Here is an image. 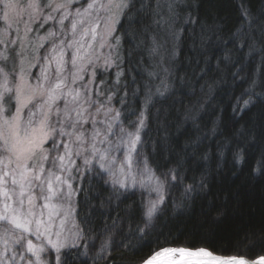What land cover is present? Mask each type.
<instances>
[{
    "label": "snow or ice",
    "instance_id": "1",
    "mask_svg": "<svg viewBox=\"0 0 264 264\" xmlns=\"http://www.w3.org/2000/svg\"><path fill=\"white\" fill-rule=\"evenodd\" d=\"M0 3H3L6 10L4 18L7 20L9 11L14 10L15 6L10 0H0ZM137 3L140 4L139 8L136 7ZM29 7L36 8L38 5L33 3ZM66 7V4H57L55 9ZM93 7L95 4H89V9ZM102 7L118 12L126 9L135 10L141 14L144 20L149 21L148 27L153 24L159 25V21L155 19V15H159V12H154L153 8L143 0H118V2L110 0L109 4L102 5ZM156 7L159 8L160 5L157 4ZM192 8L191 0H167V23L170 26H175L176 22L183 21L184 24L191 26L194 21L189 10ZM89 9H86L85 13ZM77 15L80 13L77 12ZM241 17L242 25L229 35L227 41L216 39L215 35L207 36L205 34L201 36L198 47L193 45L189 48L192 62L197 66L201 63L204 65L203 68H200L199 75L196 76V82L201 92L207 89L211 93L210 80L212 77L210 74L213 72L220 74L222 64L232 63L231 57L228 55L229 52H242L244 49L256 52L258 45L260 50H264V8L256 11L242 9ZM48 19H52V17L49 16ZM105 24L110 33L109 22L106 21ZM201 27L204 28L205 25L201 24ZM75 28L76 23H73V30ZM211 31L215 33L216 29L213 28ZM219 31L222 32L223 28H220ZM92 33L95 38V27L92 28ZM175 35L174 32L173 36ZM213 44L215 45L214 52L219 53L218 56L207 55V51L213 47ZM229 44L232 45L231 49L228 47ZM58 55L60 59L57 60V68L60 69L63 57L62 49ZM77 59V56L73 57V66L76 65ZM150 75L152 74L150 73ZM237 75L238 72L234 73L233 78ZM3 79L5 93L12 92L13 90L7 86L8 76L6 73L3 74ZM200 81H203V84ZM256 86L253 81L249 89L246 90L249 98L245 99L241 106L233 109L234 113L240 114V120L243 123L238 120L232 127L221 126L217 121V124L208 132L197 134L200 133V126L196 105L184 108L182 113L177 112L176 127L178 131L183 129L184 132H187L190 128L191 133L183 143L178 145L179 150L172 149L173 159L170 162L173 163V167L161 172L160 177H163L161 179L155 176L147 166V160L134 159V153L143 157L140 137V129L145 127L143 114L136 122L139 125L136 131L129 132L123 127L113 131V123L120 117L118 112L113 113V123L106 122L102 134L95 127L97 122L89 121L87 109L83 107L84 103L91 104L92 102L81 100L79 92L73 94L69 90L64 93L62 91L65 87L63 81L58 80L45 91L39 84L36 88H32L22 80L15 89L20 108L26 107L35 98L37 89L40 90L41 96L47 97L41 105V109L47 108L49 112L52 104L64 97L65 107L57 112V116L62 114L64 122L72 131H66L63 126L59 129L51 127L49 112L41 111L42 118L35 122V127L32 126L34 123L32 117L36 114L30 113L28 124L21 135L20 108L17 109V115L11 121L5 120L0 128V149L3 152V155H0V225L4 226L0 231V240L4 241V250L0 252V264H99L102 259H114L108 255L110 247L111 250H115V248L125 246L124 240H121L120 237L124 236V228L128 225L119 220L112 221L111 225L106 224L103 233L93 237L89 218L85 217L83 228L77 225L71 237L64 234V220L70 214V209H63L62 213L61 206L54 201H67L71 198L73 194L72 185L69 182L71 177L65 178L51 170L45 171L43 163L48 160V155L43 149V144L48 140H51L53 151H57L60 147L65 150V155L56 156L53 159V163L55 160L60 161L58 171L61 172L70 170L64 161L67 156L71 162V153L64 140L58 141L57 137L64 139L75 137V142H79L81 145L90 141L89 149L92 160L97 165V177L101 184H111L115 190L116 198L123 197V201L136 197L138 193L135 189L138 187L145 188L149 183H155V187L150 188V191L155 192L158 198L144 205L143 193H140L141 199L134 201V206L130 209L128 217L133 219V222L138 219L140 224L144 225L141 228L138 224L135 234L145 245L149 243L145 236L151 234L154 221H158L160 218L157 216V212L159 211L160 215H163V209L160 206L164 203L161 192L165 183H168L172 189H179L188 173L200 170L199 182L197 183L193 176L194 185L184 187V198L189 199L193 191L204 189L206 183L223 169L225 161L229 158L236 164L243 162L248 165L250 171L257 175H264V93H256L254 91ZM260 86L264 87V82ZM182 88L183 84L181 83V88L177 90ZM166 91L170 95L176 94L171 88H167ZM157 93L163 95L159 89H157ZM185 94L194 96L195 90H185ZM9 99H11L10 96ZM70 105H76V107H70ZM97 111L99 112V109ZM111 111L108 109V112ZM105 114L107 115V112ZM57 123H60L59 119ZM88 123H91L92 130L86 141L87 130H84L83 126ZM109 136L115 137V141L109 140ZM98 144L107 145V147H98ZM138 144L141 145L140 152H137ZM117 152L120 159H117L115 155ZM76 154L80 155V152ZM29 161H32L31 166ZM90 163L92 161L85 159V164ZM140 165L142 168L139 167ZM137 172L141 176L147 177V183L145 179H137ZM105 173L110 177L107 181L104 179ZM36 193H39V196ZM37 200L40 201L39 204H37ZM109 202H111V197ZM95 210L105 214L103 204H100ZM58 216L61 219L59 225L54 229V218ZM145 228L149 229L148 233H145ZM113 230H116L115 239H112ZM98 240L100 242L99 252L96 250ZM257 242L264 244V237ZM10 245L15 247L10 248ZM129 247L134 246L129 245ZM157 255L162 254L157 253ZM155 258L153 257V259ZM223 264H262V262H249L233 258L230 261H223Z\"/></svg>",
    "mask_w": 264,
    "mask_h": 264
},
{
    "label": "trees",
    "instance_id": "2",
    "mask_svg": "<svg viewBox=\"0 0 264 264\" xmlns=\"http://www.w3.org/2000/svg\"><path fill=\"white\" fill-rule=\"evenodd\" d=\"M165 1L143 0L154 12H159V15H155L158 26L153 24L148 27L149 21L144 20L141 14L126 9L118 27L122 72L117 80L113 77L104 84L107 92L112 93L113 100L129 117L137 114L146 103L142 151L148 166L158 177L161 172L173 167L170 162L173 159L172 149L179 150L178 145L191 133L190 128L187 132L183 129L178 131L177 112L182 113L184 108L196 105L200 126V133L197 134H202L208 132L217 121L227 127L235 126L238 120L243 123L240 114L234 113L233 109L249 98L246 90L253 81L257 85L254 91L264 93V87L260 86L264 82V50H260L259 45L256 52H249L248 49L229 52L232 63L222 64L220 74H210L211 93L207 89L200 91L196 76L204 65L193 63L189 52L191 46H199L200 38L205 34L227 41L229 35L243 23L242 9L256 11L264 8V0H191L193 8L189 12L194 23L188 26L183 21L176 22L180 31L171 41L170 53L164 55L168 74L163 75L166 81L159 88L163 95H159L156 90L159 83L153 79V62L166 47H163L162 40V16L167 18ZM136 7L139 8L140 4L137 3ZM201 24L205 27L202 28ZM213 28L216 29L215 33L211 31ZM220 28H223L222 32ZM214 47L213 44L207 51L208 56L219 55L214 52ZM228 47L231 49L232 45ZM237 72L238 75L233 78ZM181 83L183 88L177 90L181 88ZM200 83L203 84V81ZM167 88L176 94L170 95ZM193 89L194 96L185 94V90ZM180 118H183L182 115ZM200 174V170L188 173L179 189H172L166 183L167 197L161 207L163 215L157 212L160 218L154 221L151 234L145 236L149 241L147 245L135 234L136 226L139 224L143 228L144 225L138 219L133 222L128 218L134 201L141 199L140 193L123 201V197L116 198L115 190L108 184H101L96 175L85 176L76 199L79 226L83 228L84 218L88 217L92 235L96 237L103 233L106 224L111 225L114 220L128 225L124 228V236L120 237L125 246L115 250L110 247L108 255L114 259H102L99 264H141L166 248L203 249L221 256L249 260L264 257V244L257 242L264 237V175H257L250 171L248 165L243 162L236 164L229 158L203 190L193 191L191 198L185 199L184 187L194 185L193 176L198 183ZM142 199L146 205L144 194ZM100 204H103L105 214L95 210ZM148 232L149 229L145 228V233ZM115 233L116 230H113L112 239H115ZM96 250H100L99 240Z\"/></svg>",
    "mask_w": 264,
    "mask_h": 264
},
{
    "label": "rangeland",
    "instance_id": "3",
    "mask_svg": "<svg viewBox=\"0 0 264 264\" xmlns=\"http://www.w3.org/2000/svg\"><path fill=\"white\" fill-rule=\"evenodd\" d=\"M10 2L15 7L14 10L9 11L7 20L4 18L6 10L3 7V3H0V128H2L5 120L11 121L17 115V109L20 108V105L17 103L15 89L21 84L22 80L32 88H36L39 84L45 91L58 80L63 81L65 87L62 91L64 93L69 90L73 94L79 92L81 100L92 102L91 104L84 103L83 107L87 109L89 121L95 120L97 122L95 127L102 134L105 123H113L112 115L116 112L120 114V117L119 120L113 123V131L123 127L129 132H135L136 128L139 127L136 122L141 117V114H143L144 123H146V103L142 105L137 114H132V117H129L127 113L121 110L115 100H113L112 93L107 92L104 86L105 82L109 79L113 80V77L117 80L122 72L120 67L123 59L118 27L126 10L119 12L116 10L109 11L102 7V5L109 4L110 0H10ZM113 2H118V0H113ZM33 3L38 5V7L30 8L29 5ZM57 4H66L67 7L55 9ZM89 4H95V7L89 9ZM165 5L167 8V0ZM86 9H89L87 13H85ZM77 12L80 15H77ZM49 16L52 19H48ZM162 20V31L165 38V40L162 38L163 47L164 45L166 47L163 52L157 55V60L153 62V79L159 83L156 90L166 81V77L163 76L168 74V70L165 67V56L170 53L171 41L180 31V28L176 27L178 24L175 26L168 25L165 15L162 16ZM106 21L109 22L110 33L106 28ZM73 23H76L75 30H73ZM94 27L95 38H93L92 33V28ZM174 32L176 33L175 36H173ZM70 44L73 46L70 47ZM61 49L63 51L62 65L58 69L57 60L60 59L58 54ZM74 56L78 57L75 66L72 64ZM162 68H164V72H162ZM4 73L8 76V88L13 90L7 94L4 91ZM44 77H47V79H44ZM9 96L11 99H9ZM46 99L47 97L41 96L40 90L37 89L35 98L26 107L20 108L19 125L21 135H23V130L28 124L30 113L36 114L32 117L34 122L32 126L35 127V122L42 118L40 115L41 111L49 112L47 108L41 109V105ZM64 107V97L52 104L49 112V124L56 129L63 126L66 131H72L64 122L63 115L57 116V112L64 109ZM70 107H76V105H70ZM97 109H99V112ZM108 109L112 111L108 112ZM106 112L107 115L105 114ZM58 119L60 123H57ZM83 129L87 130V141L92 130L91 123L85 124ZM144 129L145 127L140 129V137ZM62 139L68 145L71 153V162L67 156L64 161L70 170L67 172L58 171L60 161L55 160L53 163V159L56 156L65 155V150L60 147L57 151H53L51 140L43 144V149L48 155V160L44 161L43 166L45 171L51 170L62 177H71L69 180L73 189L71 198L67 201H54L61 206L62 213L63 209H70V214L64 220L63 227L64 234L71 237L76 230V226L79 225L76 219V199L82 179L85 176L96 175L97 165L92 160L89 149L90 141L81 145L79 142H75V137L67 139L57 137L58 141ZM109 140L115 141V137L109 136ZM97 146L107 147V145L100 144ZM140 150L141 145L138 144L137 152H140ZM77 152H80V155H77ZM0 155H3L2 149H0ZM115 155L117 159H120L118 152ZM133 155L136 160L144 159V157L137 156L135 153ZM85 159L92 161V163L85 164ZM31 164L32 161H29L30 166ZM139 167L142 168V165ZM152 172L157 176L153 170ZM104 179L106 181L110 179L107 173H105ZM137 179H145L147 183V177L141 176L139 172H137ZM108 185L113 189L111 184ZM152 187H155L154 182L149 183L148 187L135 189L137 193L144 194L146 205L149 201H155L158 198L155 192L150 191ZM161 194L165 203L167 197L166 183ZM36 195L39 196V193H36ZM39 203L40 201L37 200V204ZM54 219L55 229L59 225L61 217L58 216ZM3 227V225H0V231L3 230ZM11 247L15 246L10 245ZM3 250L4 241L0 240V252H3ZM163 250L165 249L157 253H161Z\"/></svg>",
    "mask_w": 264,
    "mask_h": 264
},
{
    "label": "bare ground",
    "instance_id": "4",
    "mask_svg": "<svg viewBox=\"0 0 264 264\" xmlns=\"http://www.w3.org/2000/svg\"><path fill=\"white\" fill-rule=\"evenodd\" d=\"M182 250V251H181ZM195 253L196 255H191ZM207 250H190L185 248H172L161 251L162 255H154L147 262L150 264H215V260L208 257ZM153 257H156L153 259ZM182 259L183 261L179 260Z\"/></svg>",
    "mask_w": 264,
    "mask_h": 264
},
{
    "label": "water",
    "instance_id": "5",
    "mask_svg": "<svg viewBox=\"0 0 264 264\" xmlns=\"http://www.w3.org/2000/svg\"><path fill=\"white\" fill-rule=\"evenodd\" d=\"M207 252H208L207 253L208 257H210L211 259L215 258L214 259L215 260V264H223V261H226V260L230 261L233 258H235L236 260H241L242 259V260L249 261V262H257V261H260V262H262V264H264V257H259V258L254 259V260H249V259L242 258V257L221 256V255H217L215 253H212L210 251H207ZM180 261H183V260L180 259L179 262ZM142 264H145V262L142 263Z\"/></svg>",
    "mask_w": 264,
    "mask_h": 264
}]
</instances>
